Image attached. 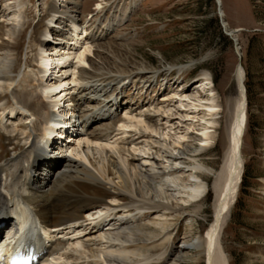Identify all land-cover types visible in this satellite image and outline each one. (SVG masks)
<instances>
[{
    "label": "rangeland",
    "instance_id": "374dc122",
    "mask_svg": "<svg viewBox=\"0 0 264 264\" xmlns=\"http://www.w3.org/2000/svg\"><path fill=\"white\" fill-rule=\"evenodd\" d=\"M20 1L25 5L20 12L21 18L18 19L19 32L16 40H10L6 31L10 26L17 25L8 21L12 18L10 13L18 11L17 0H0V57L11 52L14 65L11 76L18 80L12 85L0 83V104L27 109L34 114V119L31 124L22 118L15 124L5 119L6 126L0 135V157H4L1 165L9 164L11 167L14 157L21 151L24 152L23 148L13 151L15 146L25 145L22 137L14 136L19 133V126L25 124L23 127L35 135L41 130L44 115L48 112L42 106L37 52L41 44L50 53H54L56 48L58 51L66 47L73 21L87 29L88 35L84 39H88L89 46H93V49L90 47L91 52L86 54L88 64H79L75 58L70 59L68 64L71 69L74 66L77 68V78L80 81L76 91L73 90L75 87H71L69 96H72L69 99L73 105L78 103L79 112H76L78 117L74 119V131L81 135L73 137V140L66 139L65 144L76 146L77 139L82 138V149L86 151L89 146L98 159L103 155L94 150L95 144H88L86 141L88 137L91 138V133L109 134L110 142L121 141L118 142L121 146L128 145L123 148L126 147L125 154L130 157L131 163L141 161L142 157L139 152L135 154L140 157L135 155L132 147L143 146L146 141L152 146L153 152L160 147L146 138L148 135L140 137L142 134L136 130L130 129V132L127 129L128 135L121 134L118 127L120 122L128 119L127 114L133 117L143 116L156 124L160 134H155V138L158 137L168 147L165 150L178 154L189 143L182 140L181 144H177L180 136L187 131L190 136H200L201 126L198 120L206 109L203 106L193 107L195 101L192 100L196 95L200 96L198 89L201 88L198 85L203 81L207 82L204 79L209 75L212 83L208 86L214 89L216 101L221 107L215 115L218 122L215 129L217 141L198 160L201 163H211V158H215L220 163L224 155L221 145L223 138L220 136L227 126V100L238 94L235 79L241 64L246 77L250 110L243 150L247 163L239 197L224 225V241L230 252V264H264V0H221L228 31L241 30L237 34V47L226 33L228 38L219 37V31H224L215 0H63L61 3L59 0ZM53 17H57L55 25L49 23ZM48 27L51 28V37L43 35ZM92 36H99L100 39L91 41ZM237 48H240L241 54ZM30 72L33 75L28 74ZM56 76L53 75L54 79L48 77V80L54 82ZM201 97L206 99L207 93L201 94ZM204 99L202 105L206 103ZM117 103L119 108L114 106ZM7 113L5 115L8 117ZM164 139L167 140L166 143L163 142ZM198 144L195 141L194 146ZM106 149L109 151V147ZM68 150L61 155L83 161L80 155H69ZM206 197L202 201L201 213L192 214L193 220L183 221L182 218L175 223L176 228H181L178 233L173 232L176 236L175 246L181 247L183 242L191 241L195 235L205 236L211 228L215 217L212 189ZM5 232L6 230L3 234ZM88 237L81 235L79 238L83 245L80 252L94 248L93 241ZM66 242V239L55 241L48 249L56 245L63 246ZM67 251L73 259L80 254L72 248ZM164 251L166 250H153L151 264H166L158 258ZM184 252L180 254L181 257L191 256L188 251ZM184 261L193 263L191 259L182 260Z\"/></svg>",
    "mask_w": 264,
    "mask_h": 264
},
{
    "label": "bare ground",
    "instance_id": "6f19581e",
    "mask_svg": "<svg viewBox=\"0 0 264 264\" xmlns=\"http://www.w3.org/2000/svg\"><path fill=\"white\" fill-rule=\"evenodd\" d=\"M24 5V2L17 0L18 11L10 13L12 18L8 21L17 23L9 25L6 31L10 40H16L19 32L18 19L21 18L20 12ZM98 6L102 9L100 5ZM56 18L53 17L48 22L54 24ZM50 27L44 31L45 37H51ZM86 35L87 29L73 21L66 47L59 51L56 48L54 53H50L44 48V44L39 46L37 57L42 83L40 85L42 106L48 113L44 115V123L36 135L23 127L25 124L17 128L19 133L14 136L22 137L25 145L24 147L17 145L13 151L17 152L23 148L24 152L21 151L14 157L15 161L11 167L9 164L1 165L4 157H0V241L12 238L9 242L12 244L16 242L18 253L26 251L24 243L28 240L36 246L32 249L33 258L40 264H151L153 261L151 253L157 249L166 250L158 256L159 260H164L166 264H230V252L224 241L226 232L224 225L239 197L247 163L243 150L250 110L243 65L238 66L236 73L235 84L238 94L227 100L229 110L226 116L227 126L220 136L223 138L221 145L224 152L220 163L215 158H211V163H201L198 160L206 153L205 150L217 141L215 129L218 122L215 115L221 107L216 101L214 89L208 86L212 83L209 75L204 79L207 82L203 81L198 85L201 88L198 89L200 96L196 95L192 100L195 101L193 107L203 106L206 109L202 118L198 120L201 126L200 136H190L188 131L180 136L177 144H181L182 140L189 143L177 152L178 154L165 150L167 146L163 145L158 137L155 138L160 134L156 124H152V121L143 116L133 117L127 114L128 119L120 122L118 131L128 135L130 129L136 130L142 134L140 137L148 135L146 138L160 147L157 146L153 152L147 141L140 147L131 144L134 146L132 147L134 154L139 152L142 156L135 154L141 161L131 163L130 157L126 155V147L123 148L128 145L121 146L119 144L121 141L110 142L109 134L91 133V138L88 137L89 140L86 141L88 144L91 142L95 144L94 150L103 155L98 159L89 146L86 151L82 149V138L77 139V145L73 147L55 140L57 128L61 127L62 135L66 130L70 131L69 139L81 135L75 131L71 133V128L76 127L74 119L76 112L79 111L77 102L71 104L69 97L72 95L69 96V91L71 87H75L73 90L76 91L80 81L77 78V68L74 66V69H71L68 64L72 58L77 59L79 64L89 63L86 61V54L91 52V46L88 39H84ZM100 37L92 36L90 40L96 41ZM11 58V52L3 58L0 57V83L12 85L18 81L11 76L14 66ZM59 69L61 71L59 77L50 82L48 77L54 79L53 75ZM203 93H207L206 99L201 97ZM203 99L205 105H202ZM114 106L120 107L119 103ZM31 116L34 114L27 109L0 104L1 128L5 127V119L15 124L22 118L31 124L33 122ZM42 130L50 136L47 143L40 142ZM131 135L132 133L129 136ZM59 139L61 141V136ZM195 141L199 142L196 146ZM163 142L166 143L167 140L164 139ZM108 147L109 151L106 149ZM67 150L69 155L75 153L83 157V161L61 155ZM262 185L264 186V179ZM210 189L215 197V217L211 228L205 236L195 235L191 241L183 242L181 247L175 246L176 236L173 232L178 233L181 230L175 227V223L182 218L183 221L190 222L193 220L192 214H200L203 210L202 201L207 198ZM15 220L24 223L22 232L17 237L13 235ZM37 220L48 231L44 237L38 233ZM51 228L58 233L52 235ZM5 230L8 232L3 235ZM81 235L85 237L88 235L94 243V248L80 252V248H83L82 241L79 240ZM56 238L66 239L67 246L56 245L52 249H47V245L52 244V239ZM71 248L77 253L80 252L76 259L67 251ZM41 250L45 251L39 254ZM183 251H188L191 256L181 257ZM2 253L0 252V262ZM13 254L14 250L11 256ZM174 256H178V259H173ZM50 257L52 259H49ZM185 259H191L193 263L182 262Z\"/></svg>",
    "mask_w": 264,
    "mask_h": 264
},
{
    "label": "water",
    "instance_id": "95a60500",
    "mask_svg": "<svg viewBox=\"0 0 264 264\" xmlns=\"http://www.w3.org/2000/svg\"><path fill=\"white\" fill-rule=\"evenodd\" d=\"M217 5H218V16L221 20V25L223 27V31L224 33H226L229 37H231V39L234 41L235 43V47H237V44H238V38H237V34L239 33V31L241 30H236L235 32H229L228 31V26H227V23L225 22V19L223 18L224 16V13H223V9H222V3H221V0H215ZM237 50H240V48H237ZM241 65V64H240Z\"/></svg>",
    "mask_w": 264,
    "mask_h": 264
},
{
    "label": "trees",
    "instance_id": "16d2710c",
    "mask_svg": "<svg viewBox=\"0 0 264 264\" xmlns=\"http://www.w3.org/2000/svg\"><path fill=\"white\" fill-rule=\"evenodd\" d=\"M215 20H218V19H215ZM219 37L221 38V39H223V38H228V36H226V34L225 33H223L221 30L219 31Z\"/></svg>",
    "mask_w": 264,
    "mask_h": 264
}]
</instances>
